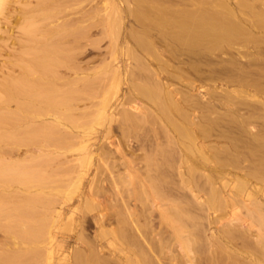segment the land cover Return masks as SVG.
Returning a JSON list of instances; mask_svg holds the SVG:
<instances>
[{
  "label": "bare ground",
  "instance_id": "6f19581e",
  "mask_svg": "<svg viewBox=\"0 0 264 264\" xmlns=\"http://www.w3.org/2000/svg\"><path fill=\"white\" fill-rule=\"evenodd\" d=\"M21 5L0 47V264L70 243L68 264H264V0ZM107 85L125 86L98 111ZM94 154L98 211L77 216L49 184Z\"/></svg>",
  "mask_w": 264,
  "mask_h": 264
},
{
  "label": "rangeland",
  "instance_id": "374dc122",
  "mask_svg": "<svg viewBox=\"0 0 264 264\" xmlns=\"http://www.w3.org/2000/svg\"><path fill=\"white\" fill-rule=\"evenodd\" d=\"M23 0H6V4H4V10H2L0 12V47L1 46H11V43H9L13 38L12 35H16L17 33L15 31H17V29L15 28L14 29V33L11 34L10 31L12 30V28L14 27L15 25V17L16 14H17V9L19 7H21V2ZM21 5V6H20ZM11 14V15H10ZM12 27V28H11ZM10 36V39L8 38ZM8 40V41H7ZM7 43V44H6ZM7 46L6 49H7ZM2 57L0 55V63L2 62ZM96 64L100 65V62L99 60H96L95 61ZM110 70H107L106 71V74L107 76L111 75V71L109 72ZM109 72V73H107ZM109 74V75H108ZM109 82V81H108ZM124 86L125 85H120L117 89H116V94L114 93L115 91V88H110L108 85H107V89L110 88L109 90L110 91H107V89L105 91H101L99 94L100 96L97 97L96 99V103H100L99 106L97 105L96 106V110L99 111V109H101V107L106 106V110L107 112H109V105L111 106L112 109H114V105L117 103L116 101L121 97V93L124 91ZM120 89V90H119ZM114 90V91H113ZM105 92V94L103 93ZM118 92V93H117ZM116 95V96H115ZM104 96L105 98V101L103 102L102 100V97ZM116 100H115V98ZM115 101V103H114ZM103 103V104H102ZM82 108V107H81ZM97 112V111H96ZM95 112V113H96ZM95 120V121H94ZM93 122V123H92ZM91 123V124H90ZM90 124V125H89ZM102 124H104L103 120H100V118H95L93 119V121L91 120V122H89L88 124H86V131L84 132V138L88 139V138H91L89 140V144L91 145L92 149L94 150V152H97L98 150H95L97 147H98V144L101 142V141H104V137L106 135V133L102 130ZM90 126V127H89ZM89 128V129H88ZM96 129L98 130V132H96L95 134L91 132L90 129ZM97 134V135H96ZM98 137V139H97ZM103 138V140H101ZM98 142V143H97ZM93 143V144H92ZM76 152V154H75ZM72 152H70L68 155H72L71 157H76V156H79L80 155V151H73V154H71ZM79 153V154H78ZM75 154V155H74ZM69 156V157H70ZM98 155H95L91 158V162H83V165L81 164V167L80 168L79 166H77V171H81L80 173L82 174V177H81V181H77V184L76 186L75 185H70V184H73L74 182L70 183V180L73 181V177H69L68 174H66L65 178L62 176L61 177V183L59 184V189L57 187V189H54V187H52V185L50 186V184H53V183H50L49 184V188H53V191H51L52 193H50V197H56L58 199V202H61L60 204L64 207V210L66 211V209L69 210L70 207H74L76 208L75 209V212H76V215L77 216H82V215H86L85 212H87L88 214L86 216H89L90 214L95 213L96 211H98V207L96 204L92 203L93 205L89 206L88 203H87V199L89 197L88 196V193H89V190L92 189L95 185V182L93 181H97L98 179V176L100 174L99 170H100V160L98 159L97 157ZM99 161V163H98ZM98 164V166H97ZM86 166V167H85ZM96 166V167H95ZM97 168V169H96ZM116 168H118V172H122V170L124 171L123 167L122 166H116ZM84 174V176H83ZM94 174V175H93ZM102 176V175H101ZM128 179L129 177L126 176ZM75 178V177H74ZM64 179V181L62 180ZM68 179V183H67V180ZM93 182V183H92ZM127 185L126 183L123 182V188L125 185ZM70 185V186H69ZM54 186V185H53ZM60 186L62 189H60ZM67 186V187H66ZM75 186V187H74ZM72 187V188H71ZM74 187V188H73ZM79 189H78V188ZM126 187V186H125ZM64 189V190H63ZM71 189H73L71 191ZM89 189V190H87ZM52 190V189H51ZM55 190V191H54ZM60 190V191H59ZM76 190V192H75ZM66 191V192H65ZM70 193H69V192ZM54 192V193H53ZM60 192V193H59ZM72 192V193H71ZM74 192V193H73ZM88 192V193H87ZM58 193V194H57ZM66 193L69 195L66 197ZM76 193V194H75ZM54 196H53V195ZM74 194V195H73ZM87 194V195H86ZM58 195V196H56ZM72 196V198L70 197ZM85 196V197H84ZM69 199V200H66ZM94 198V197H92ZM72 199V200H71ZM99 199V198H97ZM69 201V202H68ZM68 202V203H67ZM78 204V205H77ZM88 205V206H85V205ZM75 206H78L75 207ZM96 206V208H95ZM88 207V208H87ZM91 207V209H90ZM89 209V211L87 210ZM83 210V211H82ZM67 214L63 217V219L61 221H59L57 224H58V227H59V231L60 233H62L63 235L65 234V236H69L70 234H76L77 233V230L78 229H74L73 231H71L72 227H70V222L69 220H67ZM96 229L94 228V226L92 225L90 228H89V233L90 235H93V231H95ZM70 249L66 250L63 254H56L55 255V260H54V264H68V261H67V255L71 254L72 250H73V247H74V244L70 243ZM73 245V246H72ZM102 247L104 248H108L109 246L103 242L101 244ZM72 248V250H71ZM66 253V254H65ZM68 253V254H67ZM65 255V256H64ZM59 258V259H58ZM59 260V261H58Z\"/></svg>",
  "mask_w": 264,
  "mask_h": 264
}]
</instances>
